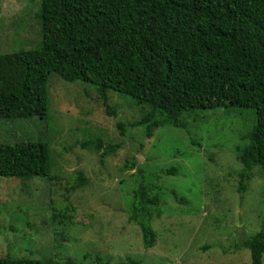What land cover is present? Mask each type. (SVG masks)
Returning <instances> with one entry per match:
<instances>
[{"label": "rangeland", "instance_id": "rangeland-1", "mask_svg": "<svg viewBox=\"0 0 264 264\" xmlns=\"http://www.w3.org/2000/svg\"><path fill=\"white\" fill-rule=\"evenodd\" d=\"M40 40L39 0H0V54ZM48 91L47 118L0 119V142L49 141L51 173L59 176H0V257L59 264L67 256L80 264H252L241 241L264 230V168L255 166L247 191L240 192L238 150L248 143L251 112L202 110L185 115V127L167 124L148 138L140 125L123 136L118 123L139 120L145 107L112 91L118 115H111L91 84L58 75L50 77ZM97 136L123 145L102 160L80 144ZM168 167L177 173L163 174ZM139 170L147 184L161 173V202L150 207L152 247L130 219ZM79 171L87 183L68 191Z\"/></svg>", "mask_w": 264, "mask_h": 264}, {"label": "trees", "instance_id": "trees-1", "mask_svg": "<svg viewBox=\"0 0 264 264\" xmlns=\"http://www.w3.org/2000/svg\"><path fill=\"white\" fill-rule=\"evenodd\" d=\"M39 18L35 47L0 54V119L47 118L52 75L91 84L111 115H118L112 91L145 107L139 120L118 123L123 136L140 125L148 138L167 124L185 127L184 116L202 110L248 111L255 120L248 143L238 147L239 191H247L253 168H264V0H39ZM80 144L102 160L123 145L99 136ZM51 156L43 138L0 142V176L57 179ZM129 160L136 165L134 156ZM156 175L147 184L139 170L133 190L130 219L140 225L146 247L156 238L150 209L161 202V173ZM86 183L79 171L68 191ZM241 244L252 264L263 263L264 230L244 236ZM0 264L59 263L2 256ZM64 264L80 263L67 256Z\"/></svg>", "mask_w": 264, "mask_h": 264}]
</instances>
